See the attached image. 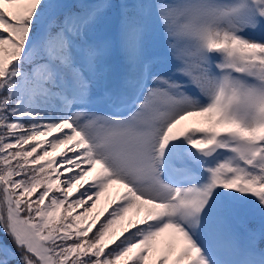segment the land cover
Here are the masks:
<instances>
[{"label": "snow or ice", "instance_id": "1", "mask_svg": "<svg viewBox=\"0 0 264 264\" xmlns=\"http://www.w3.org/2000/svg\"><path fill=\"white\" fill-rule=\"evenodd\" d=\"M0 264H264V0H0Z\"/></svg>", "mask_w": 264, "mask_h": 264}, {"label": "rangeland", "instance_id": "2", "mask_svg": "<svg viewBox=\"0 0 264 264\" xmlns=\"http://www.w3.org/2000/svg\"><path fill=\"white\" fill-rule=\"evenodd\" d=\"M206 126H207V121L203 117L193 116V117H187L184 121H182L179 125H177V128L174 131L179 133L180 131H183L187 127H206ZM47 138L48 137H43L40 139L44 140ZM66 147L67 146L65 145L60 146V148L57 149L56 152L51 153V155L56 156L58 153L65 151ZM98 171H99V166H97V168L94 169L93 172L89 173V178L95 175ZM112 188H118L121 190L124 189L123 185L121 184H117V183L110 184L109 187L105 190V192L101 195L100 199L97 201L96 207L89 214H96L102 208L109 207L113 200H118L119 196L115 197L113 195V192L111 193ZM143 215H144L143 208H141L139 212L136 209L130 210L127 214H125L124 218L122 219L124 227H127L129 225V222L135 223L138 219L142 218ZM122 229L120 228L119 232H121ZM175 244L176 241L167 236H162L157 241L158 247H165L168 245L175 246Z\"/></svg>", "mask_w": 264, "mask_h": 264}, {"label": "trees", "instance_id": "3", "mask_svg": "<svg viewBox=\"0 0 264 264\" xmlns=\"http://www.w3.org/2000/svg\"><path fill=\"white\" fill-rule=\"evenodd\" d=\"M40 138H42V137H40ZM101 214L102 213H99V214H88V217H86V220H91V219H93V218H95V217H97V216H99ZM122 227H124L123 221H118L117 225H115L114 229H113L114 234L115 235H119L120 234L119 230H120V228L122 229ZM110 235H112V234H110Z\"/></svg>", "mask_w": 264, "mask_h": 264}]
</instances>
